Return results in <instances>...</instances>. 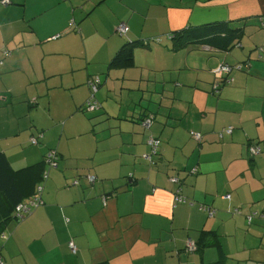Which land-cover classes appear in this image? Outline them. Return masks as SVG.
<instances>
[{
    "label": "crops",
    "instance_id": "0c3cea01",
    "mask_svg": "<svg viewBox=\"0 0 264 264\" xmlns=\"http://www.w3.org/2000/svg\"><path fill=\"white\" fill-rule=\"evenodd\" d=\"M262 22L264 0L0 4V152L15 169L43 164L52 149L58 158L41 184L43 204L0 230L2 263L264 264ZM207 24L243 34L228 51L194 44L191 31ZM175 32L189 39L178 44ZM128 40L140 41L133 66H109ZM223 64L231 71L220 83L214 72ZM93 78L101 108L79 122ZM54 92L68 97L56 141L58 120L35 119L42 107L54 115ZM35 125L48 129L47 140ZM151 137L161 141L154 163L144 158ZM179 189L185 203L175 202Z\"/></svg>",
    "mask_w": 264,
    "mask_h": 264
},
{
    "label": "trees",
    "instance_id": "16d2710c",
    "mask_svg": "<svg viewBox=\"0 0 264 264\" xmlns=\"http://www.w3.org/2000/svg\"><path fill=\"white\" fill-rule=\"evenodd\" d=\"M0 4H2V1ZM2 5H4V4H2ZM123 23H120L119 25H121ZM73 25H74V23H73ZM73 25L71 28H73ZM119 25H118V27H119ZM78 30L79 29L77 27H75L74 30H72V31L77 32ZM126 34L121 35L119 33V35H121V36H125ZM242 34H243V29H241V28L240 29H230L226 25L207 24L204 27L192 30L189 37H190V39H194L193 40L194 44H198L200 46L201 45L210 46V47H213L215 49L222 50V51H228L235 44V42L237 40H239V38L242 36ZM60 37H62V35H56V36L52 37L51 40H57ZM185 38H187V37L184 36L183 32H177V33L175 32V33L170 35V39L174 42H177L178 44L179 43L181 44L182 41L184 42L186 40ZM187 39H189V38H187ZM145 42L147 44H149V41H145ZM139 43H140V41H136V42L132 41L131 42L128 40V42L125 43L123 45V47L120 49V51L117 53V55L115 56V58L113 59L112 63H110L109 66L114 67V68H124V69L133 66V64H134L133 45L139 44ZM146 43H144V44H146ZM6 55H8V53ZM223 78L219 79L221 81L220 83L226 82V80H224ZM95 79H94V81H95ZM99 85H100V83H99ZM218 86H219V84H218ZM95 96H96V93H92L91 98L94 97V99L96 100ZM95 102H97V105H98V108L95 110V111H97L101 108V103L97 100ZM87 104H86L84 109H81L84 113L88 112L86 109ZM95 111H92V112H95ZM148 119H151L152 124H153V122H155V117L153 115H151L146 120H148ZM219 134H221V133H219ZM191 136H192V134H191ZM151 138L159 141V147L157 149V152L155 154L153 153L152 160L150 161V162L154 163L153 162L154 157L159 155V148H160L161 141H160V139H158L156 137H151ZM199 142H201V141H199ZM31 144L37 145L38 142H37V144H33L31 142ZM152 150L153 149L151 147V153H152ZM45 165H46V167H45ZM48 165L49 164L47 163V159H46L43 162V164L39 163V164L29 165V166H25V167H22L19 169H15L12 167V165H11L9 159L7 158V156L5 155V153L0 152V230H3L12 220H14V218L18 221H22L23 219H25L28 216V215H26L23 219H18V217L16 215V210L21 205H23V206L28 205L29 202L36 197V194H38V192H39L38 191L39 188L42 187L41 186L42 182H44L48 178V176H47V178L45 179V174H47L46 169H47ZM171 178H175V177H171ZM178 182H179V180H178ZM200 209L202 211L207 212L208 215L212 214V216H213L215 213L213 210H211L212 208H209L208 206H205V205L201 206ZM234 212H235V214L240 213V211L238 209H236ZM257 216H258V214L257 215L252 214V215L248 216V223L251 225L253 223L254 218H256ZM263 216L264 215H262V217ZM3 238L7 239V236L3 234ZM196 250H197V244H196Z\"/></svg>",
    "mask_w": 264,
    "mask_h": 264
},
{
    "label": "built area",
    "instance_id": "2783aa9c",
    "mask_svg": "<svg viewBox=\"0 0 264 264\" xmlns=\"http://www.w3.org/2000/svg\"><path fill=\"white\" fill-rule=\"evenodd\" d=\"M8 3V0H3L2 1V4L6 5ZM262 26L264 27V22H262ZM118 32L121 34V35H124L127 33L128 31V28H127V25L125 23L119 25L118 27ZM231 71V67L227 66V65H220L216 70H215V76L217 77V79H222L227 73H229ZM91 83V90H92V93H96V91L98 90V87H99V79H95V81L93 80V82H90ZM216 90L218 87H215ZM96 100L94 99V97H92L90 99V101L88 102L87 104V111L88 112H92V111H95L97 108H98V105H97V102H95ZM151 119H148L146 121V124L147 125H150L151 124ZM233 131L232 128H228L226 130H224L223 132H221L220 134V137L222 138L225 134H231ZM192 137L198 141H201L202 139V135L200 133H195V132H192ZM32 143L33 144H37V141L35 139H32ZM150 145L152 147V153L150 155H145V159L151 161L152 160V155L153 153L155 154L157 152V149L159 147V141L158 140H154L151 138L150 140ZM250 153L251 155L253 156H256V155H259L261 153V149L259 147H250ZM57 159V154L55 152H51L48 154V157H47V163L49 165H53L55 166L56 163H55V160ZM47 178V174H45V179ZM90 181L91 182H94L96 180V177L95 176H92V177H89ZM170 182L171 183H175L177 184L178 183V179L177 178H171L170 179ZM38 194H36V197L34 199H32L28 205H21L17 208L16 210V215L18 217V219H23L26 215H29L34 209H36L37 207L41 206L43 204V200L41 198V194L43 193V188L40 187L39 190H38ZM181 189L178 190L177 194L175 195L174 199H175V202L176 203H185L186 200L181 197ZM212 215V214H211ZM188 248L190 251H195L196 250V244L192 241L188 242L187 244ZM69 247L70 249L72 250L73 253H76L77 251V247L76 245L74 244V242H70L69 243ZM0 264H3L1 259H0Z\"/></svg>",
    "mask_w": 264,
    "mask_h": 264
},
{
    "label": "rangeland",
    "instance_id": "374dc122",
    "mask_svg": "<svg viewBox=\"0 0 264 264\" xmlns=\"http://www.w3.org/2000/svg\"><path fill=\"white\" fill-rule=\"evenodd\" d=\"M124 38H127V37H124ZM92 47L95 48V45H92ZM5 53L6 54L8 53V55H11V52L10 51H7ZM42 68H43V60H41L40 61V64H39V69H42ZM57 80H60L61 81V77H52V78H50L48 80V82L54 83V82H57ZM82 90H83V88H81L80 90H78V92L79 91H82ZM90 91L92 92V90H90ZM52 96H53V100H52V105L51 106L53 107L54 115H52V117H51V115L49 116V113H50L49 109L48 108H45V107H42V108H39L38 109V110H40V112L35 113V119H37L36 120L37 123L39 121L40 123H42L44 125H50V123H51V122L50 123H47L46 122L47 117H49V119H51V121L53 120V118H56V120H58L52 126V127H55V129H54V133L51 134L52 137H53V134H54V137L52 138V140L53 141H56V140H58L59 135H60V133L62 131V126H61L62 120L61 119L64 116L65 109H66V107L68 105V97H66V99H65V94H63L61 92H57V93L54 92L52 94ZM90 98H91V94H89V98L88 99L90 100ZM87 103H88V101L85 103L84 106L80 107V109H84ZM43 108H44V110H43ZM82 115H83V118L79 122H85V123H88V119H92V117L94 116V114L91 113V112H86V113H83ZM36 125H35V128H34V131L36 132V134L41 131V133H38V135H43L42 139L44 138V135H45L46 138H44V141L47 140L48 137H49L48 136V132H49L48 129H45L46 131L44 130V132H43V130H41V129L40 130L39 129L37 130L36 129V127H37ZM42 132H43V134H42ZM51 132H52V130L50 131V133ZM33 139H35V138H33ZM35 140L38 142L37 139H35ZM43 143L44 142H42V144ZM54 147H56V145H54ZM53 151H57V150L52 149L49 152H53ZM249 152H250V150H249ZM48 154L49 153L46 154L45 160L47 159ZM46 170L47 171L50 170L49 165L47 166V169Z\"/></svg>",
    "mask_w": 264,
    "mask_h": 264
}]
</instances>
